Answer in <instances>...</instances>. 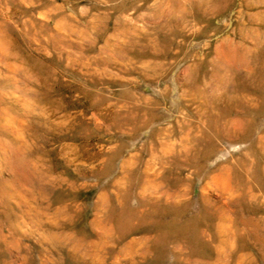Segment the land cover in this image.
I'll list each match as a JSON object with an SVG mask.
<instances>
[{"label": "rangeland", "instance_id": "374dc122", "mask_svg": "<svg viewBox=\"0 0 264 264\" xmlns=\"http://www.w3.org/2000/svg\"><path fill=\"white\" fill-rule=\"evenodd\" d=\"M0 264H264V0H0Z\"/></svg>", "mask_w": 264, "mask_h": 264}]
</instances>
